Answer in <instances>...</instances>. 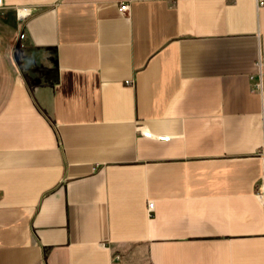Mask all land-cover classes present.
I'll list each match as a JSON object with an SVG mask.
<instances>
[{"label": "crops", "instance_id": "0c3cea01", "mask_svg": "<svg viewBox=\"0 0 264 264\" xmlns=\"http://www.w3.org/2000/svg\"><path fill=\"white\" fill-rule=\"evenodd\" d=\"M262 2L4 0L0 264H264Z\"/></svg>", "mask_w": 264, "mask_h": 264}, {"label": "built area", "instance_id": "2783aa9c", "mask_svg": "<svg viewBox=\"0 0 264 264\" xmlns=\"http://www.w3.org/2000/svg\"><path fill=\"white\" fill-rule=\"evenodd\" d=\"M3 1L4 0H0V7L2 6V4H3ZM257 3H259V4H263V2H262V0H257ZM128 8V4H127V2H121L120 4H119V9H121L122 11H125V10H128L127 9ZM258 85L260 84V83H257ZM146 208H148L149 210H152L153 208H152V202L151 201H147V203H146Z\"/></svg>", "mask_w": 264, "mask_h": 264}]
</instances>
